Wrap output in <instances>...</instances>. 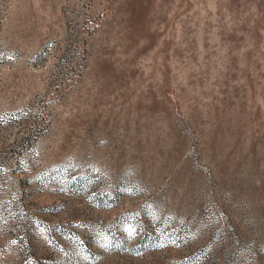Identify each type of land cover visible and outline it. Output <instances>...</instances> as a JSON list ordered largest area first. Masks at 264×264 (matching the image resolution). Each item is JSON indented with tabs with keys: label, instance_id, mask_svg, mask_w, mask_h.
Instances as JSON below:
<instances>
[{
	"label": "rangeland",
	"instance_id": "obj_1",
	"mask_svg": "<svg viewBox=\"0 0 264 264\" xmlns=\"http://www.w3.org/2000/svg\"><path fill=\"white\" fill-rule=\"evenodd\" d=\"M0 264H264V0H0Z\"/></svg>",
	"mask_w": 264,
	"mask_h": 264
}]
</instances>
